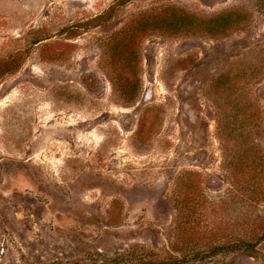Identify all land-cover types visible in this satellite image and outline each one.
<instances>
[{
    "label": "rangeland",
    "instance_id": "rangeland-1",
    "mask_svg": "<svg viewBox=\"0 0 264 264\" xmlns=\"http://www.w3.org/2000/svg\"><path fill=\"white\" fill-rule=\"evenodd\" d=\"M171 6L246 18L149 30L136 51L119 36ZM240 61L264 64V0H0V264H264V199L231 184L209 89ZM251 90L255 127L226 125L264 149V69ZM185 171L199 197L183 242L221 248L190 261L172 248Z\"/></svg>",
    "mask_w": 264,
    "mask_h": 264
},
{
    "label": "trees",
    "instance_id": "trees-1",
    "mask_svg": "<svg viewBox=\"0 0 264 264\" xmlns=\"http://www.w3.org/2000/svg\"><path fill=\"white\" fill-rule=\"evenodd\" d=\"M245 18V11L237 8L211 16H201L183 8L171 6L133 20L119 31V36H123V40L129 43L128 47L136 51L143 35L149 30L153 32L159 28L163 30L182 28L187 32L215 35L238 27ZM113 46L115 51L121 49L118 43ZM263 69L262 61L261 64L255 61L248 66L242 61L231 63L209 83V89L215 93L221 111L225 114L223 120L220 119L218 122L224 166L229 171L233 187L237 192L246 193L252 202L264 199V149L259 146L258 142L250 139V134H235V127L231 126L233 121L226 120V118L231 115L236 116L234 120L239 123L238 127H249L250 129L255 127L263 112L252 96L251 85L261 75ZM123 87L126 91L127 82H124ZM138 90L137 88L134 94L127 95L130 98L135 97ZM126 92L128 93V90ZM227 122L231 125L227 126ZM196 174L194 171L183 172L176 181L174 193L177 208V239L172 248L182 254L186 261L208 257L209 254L221 249L218 246L204 250L187 248L183 242L187 222L195 221L192 219L195 217L198 206L199 190L196 180H193ZM191 185L194 186L191 187ZM189 211L192 212L191 217L188 215ZM195 228V222H193V229ZM253 235L255 240L248 241L252 245L263 236L258 233Z\"/></svg>",
    "mask_w": 264,
    "mask_h": 264
}]
</instances>
